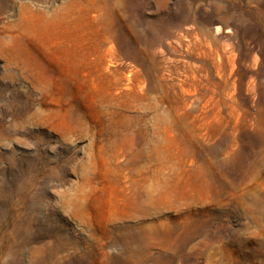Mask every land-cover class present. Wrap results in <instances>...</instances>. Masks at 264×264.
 I'll return each mask as SVG.
<instances>
[{
    "label": "rangeland",
    "instance_id": "1",
    "mask_svg": "<svg viewBox=\"0 0 264 264\" xmlns=\"http://www.w3.org/2000/svg\"><path fill=\"white\" fill-rule=\"evenodd\" d=\"M0 264H264V0H0Z\"/></svg>",
    "mask_w": 264,
    "mask_h": 264
},
{
    "label": "bare ground",
    "instance_id": "2",
    "mask_svg": "<svg viewBox=\"0 0 264 264\" xmlns=\"http://www.w3.org/2000/svg\"><path fill=\"white\" fill-rule=\"evenodd\" d=\"M217 32H219V30H217ZM199 82H200L199 80H194L193 82H191L188 85H186L185 83H181L178 85L179 88H175L174 86L173 87L168 86L166 90H168L167 91V98L169 99V107L171 108V110L172 109H181V104H183V103L190 102V104H195L196 101L202 99V97L205 96L204 90L209 91L210 88L201 86ZM162 90H163V88H162ZM141 91L143 92V90H141ZM154 106L156 108H158L160 106L159 102L154 103ZM171 110L168 109L169 112ZM162 112H164V111L162 110ZM162 115H165V114L162 113ZM209 117L212 118V116H209ZM205 124L206 123H203V125H205Z\"/></svg>",
    "mask_w": 264,
    "mask_h": 264
}]
</instances>
